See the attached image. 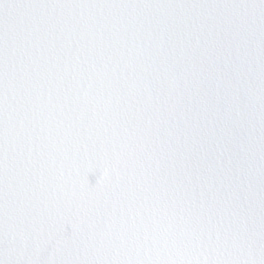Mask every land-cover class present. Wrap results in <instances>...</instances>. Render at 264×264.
<instances>
[{
	"label": "snow or ice",
	"instance_id": "obj_1",
	"mask_svg": "<svg viewBox=\"0 0 264 264\" xmlns=\"http://www.w3.org/2000/svg\"><path fill=\"white\" fill-rule=\"evenodd\" d=\"M96 10L129 13L130 32L89 31L69 15ZM185 13L193 14L188 26ZM242 34L250 40L245 64L259 96L264 155V0H0V220L12 176L33 181L46 165L87 180L137 159L171 119L165 78L195 80L205 60ZM137 48L134 61L129 51ZM258 168L243 223L227 208L177 200L134 216L109 250L75 264H264V163ZM3 239L0 223V264H30L6 258Z\"/></svg>",
	"mask_w": 264,
	"mask_h": 264
}]
</instances>
